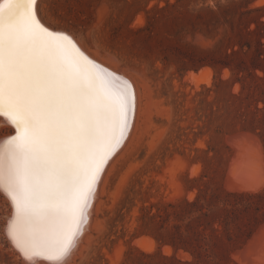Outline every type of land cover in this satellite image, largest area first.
Listing matches in <instances>:
<instances>
[{
    "label": "rangeland",
    "instance_id": "1",
    "mask_svg": "<svg viewBox=\"0 0 264 264\" xmlns=\"http://www.w3.org/2000/svg\"><path fill=\"white\" fill-rule=\"evenodd\" d=\"M41 2L46 21H70L92 55L117 59L145 90L137 131L112 163L86 241L68 264L192 259L171 243L177 224L186 231V201L264 188H242L264 181V0ZM8 131L0 123V138ZM7 212L0 195V222ZM263 224L246 239L224 238L215 264H262ZM6 244L0 233V264H17Z\"/></svg>",
    "mask_w": 264,
    "mask_h": 264
},
{
    "label": "snow or ice",
    "instance_id": "2",
    "mask_svg": "<svg viewBox=\"0 0 264 264\" xmlns=\"http://www.w3.org/2000/svg\"><path fill=\"white\" fill-rule=\"evenodd\" d=\"M39 5L0 0V118L9 129L0 138L8 208L0 233L17 264H68L90 201L128 139L137 92L91 54L74 24L46 21Z\"/></svg>",
    "mask_w": 264,
    "mask_h": 264
},
{
    "label": "trees",
    "instance_id": "3",
    "mask_svg": "<svg viewBox=\"0 0 264 264\" xmlns=\"http://www.w3.org/2000/svg\"><path fill=\"white\" fill-rule=\"evenodd\" d=\"M185 203L182 215L189 218L186 231L177 224L178 237L171 240L175 251L182 248L192 256L181 260L174 253L172 257L182 264H215L224 238L230 242L246 239L264 222V188L257 192H229L224 197L213 193L205 202L198 194Z\"/></svg>",
    "mask_w": 264,
    "mask_h": 264
},
{
    "label": "bare ground",
    "instance_id": "4",
    "mask_svg": "<svg viewBox=\"0 0 264 264\" xmlns=\"http://www.w3.org/2000/svg\"><path fill=\"white\" fill-rule=\"evenodd\" d=\"M41 1H43V0H40V2ZM42 3V2H41ZM40 3V4H41ZM94 53H93V56H95L97 59H98V61H100L104 66H107L109 69H117V70H119L124 76H126V77H129L131 80H132V82L135 84V86H136V92H137V108H136V112H135V116H134V119H133V117H131L130 116V120H129V123H130V125H131V128H130V132L128 133V139L126 140V141H124L123 142V144H122V146H121V149L118 151V153L113 157V159L110 161V163H109V166L107 167V170H106V174L103 176V179H102V183L99 185V187H98V191H97V194H96V196H95V198H94V200L93 201H90V203L92 204V207L90 208V210H89V216H88V218H87V222L86 223H84L82 226H81V234H79L78 235V237H77V240H76V242H75V245H74V250H73V253H72V255L70 256V258H69V261H71V259L73 258L74 259V256L76 255V253L78 252V250H79V248H80V246L82 245V243H83V241H86V239H85V236H87L88 234V231L90 230V228H91V226H92V224H93V220H95L94 218V216H93V214L95 213V210H96V202H98L97 201V199H98V197H99V195L100 194H102L103 195V193H101V192H103V189L105 188V187H103V185H104V183H106L105 182V180H107V177H108V172H109V170L110 169H113L112 167H114V165H112V163H114V162H116V160H115V158L117 157V156H119L120 155V152L122 151V149L126 146V144H127V141H129V139L131 138V137H133V135L136 133V131H137V128H138V125H139V118H140V114H141V111H142V100H143V92L145 91H143V90H141L140 88H139V86H138V84H137V82L132 78V77H130L129 75H127L121 68H120V66H119V64H118V62L114 59V58H112V57H103V56H101V54L97 51V50H95V51H93ZM204 69V68H203ZM203 69H201V71H199V73H201L202 72V70ZM204 72V71H203ZM205 73V72H204ZM202 74V73H201ZM200 75V74H199ZM198 75V73L197 72H193L192 70L191 71H189L188 72V76L189 77H192V79L193 80H195L194 78H196V77H199L200 78V76ZM199 81L200 79H197L196 78V81ZM201 81V80H200ZM200 83V82H199ZM145 95V94H144ZM143 112V111H142ZM0 123L1 124H3V122H2V118H0ZM242 133V132H241ZM243 135V134H242ZM2 138V137H1ZM243 138V137H242ZM241 138V139H242ZM245 139V138H244ZM237 140H239V139H237ZM259 141V139L257 140V142ZM260 142V141H259ZM261 145V144H260ZM261 147V146H260ZM119 154V155H118ZM119 158V157H118ZM115 164V163H114ZM112 166V167H111ZM196 168V167H195ZM194 168V169H195ZM196 170V169H195ZM233 171V170H232ZM111 172V171H110ZM110 176V175H109ZM108 183V182H107ZM264 183V181L263 182H256V183H254V182H249V183H245V184H243V186H242V188L243 189H247V190H250V191H255V190H258L260 187H261V185ZM238 187V186H237ZM193 193V192H192ZM97 205H99V204H97ZM98 209V208H97ZM97 211V210H96ZM95 227V226H94ZM264 229V224L263 225H261V227L259 228V231L261 232L262 230ZM264 232V231H263ZM90 233V232H89ZM87 234V235H86ZM258 233H256L255 235H257ZM89 237H90V235H89ZM88 239V238H87ZM255 240H256V238H255ZM253 242V241H252ZM250 243H251V240H250ZM85 246V245H84ZM81 247H83V246H81ZM170 248H171V246H169ZM246 247H247V245H246ZM245 247V248H246ZM80 250H81V248H80ZM171 251V250H170ZM240 251V250H239ZM246 251V250H245ZM77 256V255H76ZM76 258V257H75ZM255 259H257V258H255ZM254 259V260H255ZM250 260V259H249ZM253 260V261H254ZM264 260V259H263ZM263 260H261V261H255V262H261L262 263V261ZM68 261V262H69ZM250 262V261H249ZM70 263H72V262H70ZM251 263V262H250ZM252 264V263H251ZM258 264V263H257ZM262 264H264V262L262 263Z\"/></svg>",
    "mask_w": 264,
    "mask_h": 264
}]
</instances>
